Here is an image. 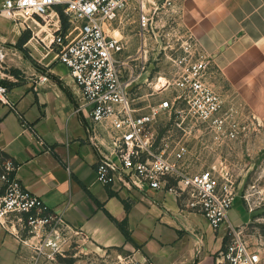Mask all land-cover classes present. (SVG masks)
I'll list each match as a JSON object with an SVG mask.
<instances>
[{"label":"crops","instance_id":"0c3cea01","mask_svg":"<svg viewBox=\"0 0 264 264\" xmlns=\"http://www.w3.org/2000/svg\"><path fill=\"white\" fill-rule=\"evenodd\" d=\"M181 8L184 27L200 49L240 99L264 116V0H183ZM56 28L67 33L72 27L60 13L48 24L32 18L14 23L8 14L0 15V47L6 50L0 82L10 88L13 104H0V153L14 162L17 178L30 192L80 231V249L72 251L71 260L37 256L0 226V264H121L127 257L155 264H216L228 242V226L248 225L250 210L236 198L229 223L215 230L173 194L104 186L97 175L101 156L92 141L89 107L52 45ZM24 35L29 36L23 46L27 54L18 46ZM10 59L28 67L21 83L6 74ZM44 76L49 81L41 84ZM96 130L109 148L105 127ZM261 254L264 262V249Z\"/></svg>","mask_w":264,"mask_h":264},{"label":"built area","instance_id":"2783aa9c","mask_svg":"<svg viewBox=\"0 0 264 264\" xmlns=\"http://www.w3.org/2000/svg\"><path fill=\"white\" fill-rule=\"evenodd\" d=\"M133 1L4 0L0 15L8 14L14 23L32 18L48 24L52 14L63 10L72 28L67 33L56 28L52 45L58 62L68 68L89 107L92 141L101 156L97 175L104 186L119 192L149 189L173 194L220 230L229 223L236 195L232 187L222 185L215 172L193 171L188 139L210 132L218 140H236L239 126L224 111L221 95L207 82L208 66L213 64L210 57L208 62L191 64L161 90L140 95L146 83L141 78L148 73L144 57L149 47L147 34L155 18H174V14L182 13L183 0H136L139 57L126 55L128 43L121 31L125 12ZM116 30L119 35L114 34ZM5 60L6 50L0 47V75L4 73ZM48 81L47 76L39 80L41 84ZM164 92V97L155 102L154 97ZM0 104L13 107L10 88L2 82ZM164 115L170 117L174 135L161 138L158 126ZM97 126L105 127L111 140L109 148ZM176 132L183 139H176ZM16 169L14 162L7 160L0 177V226L34 248L37 256L65 257V247L78 242L80 231L30 192L17 178ZM227 236L228 242L217 255L216 264H264L261 251L248 242L242 227L229 225ZM121 264L155 263L127 257Z\"/></svg>","mask_w":264,"mask_h":264},{"label":"rangeland","instance_id":"374dc122","mask_svg":"<svg viewBox=\"0 0 264 264\" xmlns=\"http://www.w3.org/2000/svg\"><path fill=\"white\" fill-rule=\"evenodd\" d=\"M181 1L179 0L178 3ZM168 17L166 15L155 18L152 29L147 34L149 47L144 57H146L148 73L141 78V80L148 78L141 90L145 95L155 93L157 87H161L159 78L163 77L166 81L173 82L183 75L191 64L199 61L208 62V56L185 29L183 12L174 14V18ZM115 27L118 29L119 25ZM122 28H124L121 30L122 34L128 43L126 55L139 57L140 54L137 53L140 38L136 0L131 2L125 12ZM117 32L119 30L114 34ZM21 62L10 59L5 65L6 74L17 83H21L28 72V67ZM206 78L208 84L221 95L224 111L228 112L230 119L239 126V134L238 138L232 141L218 140L210 132L201 138L194 136L187 138L192 153L190 163L193 171L215 172L222 185L232 187L236 198L243 201L252 214L250 223L242 227L244 235L253 247L262 251L264 249V116L255 114L240 99L213 64H209ZM165 94L166 92L154 97L155 102L158 97L162 98ZM171 122L169 116L160 117L158 131L161 138L174 135ZM175 137L179 140L183 139L182 134L178 132ZM7 160L6 156L0 153V177ZM74 249H80V244L75 241L66 249L65 257L60 256L58 259L71 260Z\"/></svg>","mask_w":264,"mask_h":264},{"label":"trees","instance_id":"16d2710c","mask_svg":"<svg viewBox=\"0 0 264 264\" xmlns=\"http://www.w3.org/2000/svg\"><path fill=\"white\" fill-rule=\"evenodd\" d=\"M60 15H61V17H62L63 22H65V17H64V14H63V12H62L61 10H60ZM28 39H29V36H28V35H24V36L22 37V39L20 40V42L18 43V46H19L24 52H26V54H27V51L23 48V46H24V44H25V41L28 40ZM4 156H5V155H4ZM111 194L114 195L113 192H111ZM120 227H121V228H124V227H123V223L120 224ZM126 233H127V232H126Z\"/></svg>","mask_w":264,"mask_h":264},{"label":"bare ground","instance_id":"6f19581e","mask_svg":"<svg viewBox=\"0 0 264 264\" xmlns=\"http://www.w3.org/2000/svg\"><path fill=\"white\" fill-rule=\"evenodd\" d=\"M118 33H119V32H117L116 34L119 35ZM143 78H144V77H143ZM147 81H148V78H146L145 80H143V82H147ZM167 82H168V81H166L165 78L161 77L160 80H159V84H161V87H160V88H157V89L160 90L161 88H163L164 86H166ZM164 84H165V85H164ZM157 86H158V85H157Z\"/></svg>","mask_w":264,"mask_h":264}]
</instances>
